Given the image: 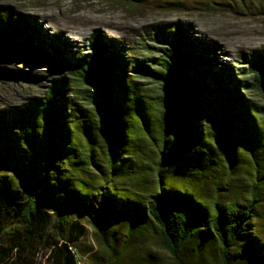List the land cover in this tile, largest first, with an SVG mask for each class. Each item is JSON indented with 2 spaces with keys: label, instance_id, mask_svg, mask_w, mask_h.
Instances as JSON below:
<instances>
[{
  "label": "trees",
  "instance_id": "16d2710c",
  "mask_svg": "<svg viewBox=\"0 0 264 264\" xmlns=\"http://www.w3.org/2000/svg\"><path fill=\"white\" fill-rule=\"evenodd\" d=\"M188 32L177 24L158 34L166 48L155 68L96 37V53L76 56L72 74L43 99L0 111V264H78L88 226L110 249V264L141 237L154 238L174 264H264L253 228L264 107L244 94L264 96V51L249 60L250 80L239 79L232 68H208L217 49ZM64 44L34 19L0 9V58L62 66ZM135 74L160 90H145ZM77 88L82 106L69 103ZM93 170L99 180L82 177ZM238 171L252 178L246 204L210 207L196 190L211 175Z\"/></svg>",
  "mask_w": 264,
  "mask_h": 264
},
{
  "label": "rangeland",
  "instance_id": "374dc122",
  "mask_svg": "<svg viewBox=\"0 0 264 264\" xmlns=\"http://www.w3.org/2000/svg\"><path fill=\"white\" fill-rule=\"evenodd\" d=\"M3 8H9L14 16L34 19L50 36L60 35L65 42L61 49L65 63L55 66L17 56L0 58V69L8 73L0 79V111L43 99L57 79L72 74L76 56L96 53L92 46L96 37L116 41L128 60L144 61L155 68L160 50L166 48L158 34L173 31L180 24L189 30L190 37L212 43L217 49L213 56L219 61L208 68H232L236 77L246 80L251 78L249 60L264 51V0H0V9ZM240 70H245V75ZM18 72L26 73L27 77H16L14 74ZM133 78L149 92L160 90L161 86L148 75L135 74ZM74 90L75 97L70 95L69 103L76 101L82 106L79 89ZM244 94L264 107L261 94L253 91ZM66 112L72 114L69 109ZM66 170V164L58 165V173L64 174ZM89 172L82 177L91 179L92 173H96ZM79 177L76 173L75 178ZM97 177H92L93 181L99 180ZM173 180L175 185L182 182L178 178ZM206 181L196 190L210 207L217 203L246 204L250 199L252 178L243 171L232 178L226 172L211 175ZM122 183L123 189L133 185L129 180ZM256 210L254 235L264 242V186ZM79 254L84 264H110L113 260L110 249L91 226ZM118 259L114 258L116 264H148L149 259L155 264H174L152 237L135 240L130 254L126 252L124 258Z\"/></svg>",
  "mask_w": 264,
  "mask_h": 264
},
{
  "label": "built area",
  "instance_id": "2783aa9c",
  "mask_svg": "<svg viewBox=\"0 0 264 264\" xmlns=\"http://www.w3.org/2000/svg\"><path fill=\"white\" fill-rule=\"evenodd\" d=\"M78 264H84V263H83V260L81 259V260L79 261V263H78Z\"/></svg>",
  "mask_w": 264,
  "mask_h": 264
}]
</instances>
